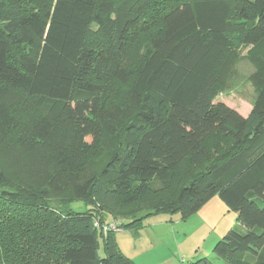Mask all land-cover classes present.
Returning a JSON list of instances; mask_svg holds the SVG:
<instances>
[{"label":"trees","instance_id":"1","mask_svg":"<svg viewBox=\"0 0 264 264\" xmlns=\"http://www.w3.org/2000/svg\"><path fill=\"white\" fill-rule=\"evenodd\" d=\"M245 60L264 65V0H0V133L17 127L14 98L37 107L38 151L62 127L43 180L0 165V264H137L101 229L119 210L122 229L138 228L149 215L187 219L216 196L243 231L214 255L264 264V77H252L249 118L215 100L236 90ZM215 133L229 147L177 176L210 155ZM105 137L108 157L90 173L85 153Z\"/></svg>","mask_w":264,"mask_h":264},{"label":"rangeland","instance_id":"2","mask_svg":"<svg viewBox=\"0 0 264 264\" xmlns=\"http://www.w3.org/2000/svg\"><path fill=\"white\" fill-rule=\"evenodd\" d=\"M238 71L241 77L236 82V90L220 93L215 100L225 102L228 106L237 109L245 118H249L258 90V85L253 83L252 77L259 75L264 77V65L245 60L239 65ZM119 92L121 93V90ZM10 103L18 124L6 135L0 133V165L5 166L12 177L14 174L30 182H39L43 180L51 154L62 148L60 137L62 127H58V134L51 145L38 151L31 144L34 143L33 138H28L30 125L37 115V107L33 103L20 102L15 98ZM19 134L26 140L17 142L16 138ZM110 146V138L105 137L99 147L88 149L85 153V169L90 173L99 170L108 157ZM228 147L229 141L223 134H213L207 140L210 155L198 164L192 163L189 159L177 171V176L183 179L196 171L203 170L217 154ZM185 174L187 176H183ZM53 195L55 204L59 201V197H63L61 193ZM71 207L78 212L89 209V206L83 202H75ZM121 212L124 213V210H119L117 214L120 219L104 225L108 226V230H105L104 226L101 229L104 234L115 232L114 240L118 248L137 264H193L203 258H208L214 264H226L214 255L215 245L230 230L243 231V225L237 220L236 214L230 211L218 196L187 219H183L179 213L149 215L138 228L122 229L123 223L127 224L130 220L125 219L127 216ZM99 254L102 258L106 256L102 239H100Z\"/></svg>","mask_w":264,"mask_h":264},{"label":"built area","instance_id":"3","mask_svg":"<svg viewBox=\"0 0 264 264\" xmlns=\"http://www.w3.org/2000/svg\"><path fill=\"white\" fill-rule=\"evenodd\" d=\"M96 226H99L98 223L95 224ZM113 226V225H112ZM105 230H108V226H104Z\"/></svg>","mask_w":264,"mask_h":264},{"label":"crops","instance_id":"4","mask_svg":"<svg viewBox=\"0 0 264 264\" xmlns=\"http://www.w3.org/2000/svg\"><path fill=\"white\" fill-rule=\"evenodd\" d=\"M232 108V107H231ZM233 109H235V108H233ZM236 111H238L237 109H235ZM239 112V111H238ZM240 113V112H239ZM241 114V113H240ZM242 115V114H241ZM243 117H244V115H242Z\"/></svg>","mask_w":264,"mask_h":264}]
</instances>
